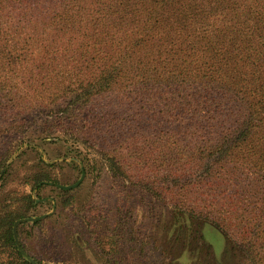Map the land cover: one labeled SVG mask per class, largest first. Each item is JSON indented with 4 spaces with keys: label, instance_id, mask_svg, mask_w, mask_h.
<instances>
[{
    "label": "rangeland",
    "instance_id": "obj_1",
    "mask_svg": "<svg viewBox=\"0 0 264 264\" xmlns=\"http://www.w3.org/2000/svg\"><path fill=\"white\" fill-rule=\"evenodd\" d=\"M19 73L1 78L21 84L0 93V216L22 207L23 196L37 200L17 223L24 251L50 264H113L116 249L122 264H142L144 252L153 264H264V142L237 133L232 118L200 139L171 138L170 116L159 117L169 108L168 95L128 86L121 77L86 106L71 107L75 93L65 97L57 88L51 94L59 101L42 106L45 95L27 87L32 71ZM68 79L73 90L89 81L75 71ZM26 96L39 103L19 102ZM175 160L200 167L175 181L167 165ZM37 174L63 187L36 188ZM159 186L166 189L163 199ZM171 188L187 191L183 199L208 218L203 237L209 250L189 249L170 263L158 245L177 203ZM2 244L0 262L7 263L9 248Z\"/></svg>",
    "mask_w": 264,
    "mask_h": 264
},
{
    "label": "trees",
    "instance_id": "obj_2",
    "mask_svg": "<svg viewBox=\"0 0 264 264\" xmlns=\"http://www.w3.org/2000/svg\"><path fill=\"white\" fill-rule=\"evenodd\" d=\"M28 70L27 87L45 95L42 106L59 101L52 88L65 97L74 92L71 107L86 106L121 77L128 86L168 95L169 108L159 117L170 116L171 138L200 139L206 131L220 132L219 123L232 118L240 125L237 133L264 142V0H0V93L17 91L21 84L6 82L3 74L13 71L17 78ZM72 71L89 81L73 90ZM18 100L39 103L35 96ZM167 165L175 181L200 167L190 160ZM50 183L63 187L46 174L35 176L36 188ZM182 189L171 188L177 203L158 245L170 263L189 249L209 250L203 237L208 218L183 199L187 191ZM162 190L159 186L161 199ZM22 204L0 216V243L10 249V260L0 264H50L16 245L14 225L37 200L23 196ZM114 251L113 264H122L121 252ZM143 258L142 264H153L146 252Z\"/></svg>",
    "mask_w": 264,
    "mask_h": 264
},
{
    "label": "water",
    "instance_id": "obj_3",
    "mask_svg": "<svg viewBox=\"0 0 264 264\" xmlns=\"http://www.w3.org/2000/svg\"><path fill=\"white\" fill-rule=\"evenodd\" d=\"M22 220H19L15 223L14 225V229H13V234H14V238H15V242H16V245L18 246L19 250L25 254V251L22 249L21 247V244H20V241H19V238H18V233H17V223L20 222ZM29 260H31L32 262H34L33 259H31V257H29Z\"/></svg>",
    "mask_w": 264,
    "mask_h": 264
}]
</instances>
